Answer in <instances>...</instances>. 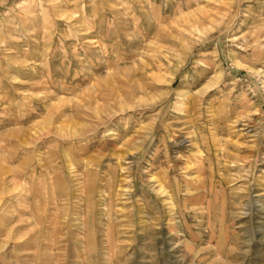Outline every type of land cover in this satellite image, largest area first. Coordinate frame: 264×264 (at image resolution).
I'll list each match as a JSON object with an SVG mask.
<instances>
[{"label":"rangeland","instance_id":"374dc122","mask_svg":"<svg viewBox=\"0 0 264 264\" xmlns=\"http://www.w3.org/2000/svg\"><path fill=\"white\" fill-rule=\"evenodd\" d=\"M0 264H264V0H0Z\"/></svg>","mask_w":264,"mask_h":264}]
</instances>
